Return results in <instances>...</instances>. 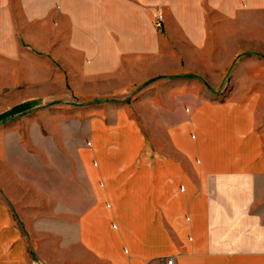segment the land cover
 I'll use <instances>...</instances> for the list:
<instances>
[{
	"label": "rangeland",
	"instance_id": "374dc122",
	"mask_svg": "<svg viewBox=\"0 0 264 264\" xmlns=\"http://www.w3.org/2000/svg\"><path fill=\"white\" fill-rule=\"evenodd\" d=\"M93 2L44 0L41 26L28 19L0 33V197L6 203L10 194L44 246L52 231L59 244L73 233L82 204L76 197L67 209V173L77 170L98 122H120L123 111V123L161 144L166 124L188 108L194 81L168 76L203 74L206 92L215 86L206 71L220 53L232 55L222 87L241 85L228 82L242 63L264 73V3L108 0L118 9L105 12ZM226 10L243 19L219 35ZM134 136L126 130L123 138Z\"/></svg>",
	"mask_w": 264,
	"mask_h": 264
},
{
	"label": "crops",
	"instance_id": "0c3cea01",
	"mask_svg": "<svg viewBox=\"0 0 264 264\" xmlns=\"http://www.w3.org/2000/svg\"><path fill=\"white\" fill-rule=\"evenodd\" d=\"M43 2L0 0V33L25 28L28 19L41 26ZM99 2L105 12L118 9ZM222 15L219 35L243 19L236 10ZM226 55L206 71L215 85L206 92L203 74L167 77L194 81L188 108L166 124L161 144L123 123V111L120 122L97 123L77 170L67 173V209L76 197L82 208L65 244L52 231L44 246L38 226L13 204L16 215L5 191L0 264H264V73L242 63V74L237 69L228 82L241 85L222 87ZM126 130L135 136L123 138Z\"/></svg>",
	"mask_w": 264,
	"mask_h": 264
},
{
	"label": "built area",
	"instance_id": "2783aa9c",
	"mask_svg": "<svg viewBox=\"0 0 264 264\" xmlns=\"http://www.w3.org/2000/svg\"><path fill=\"white\" fill-rule=\"evenodd\" d=\"M166 264H173V259H172V258H169V259L166 261Z\"/></svg>",
	"mask_w": 264,
	"mask_h": 264
},
{
	"label": "trees",
	"instance_id": "16d2710c",
	"mask_svg": "<svg viewBox=\"0 0 264 264\" xmlns=\"http://www.w3.org/2000/svg\"><path fill=\"white\" fill-rule=\"evenodd\" d=\"M185 77H194V76H190V75H184ZM173 77H175V76H173Z\"/></svg>",
	"mask_w": 264,
	"mask_h": 264
}]
</instances>
